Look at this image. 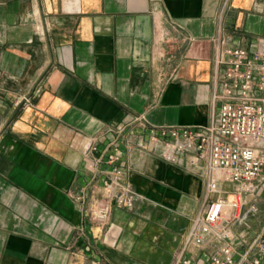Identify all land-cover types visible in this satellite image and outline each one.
<instances>
[{
  "label": "crops",
  "instance_id": "1",
  "mask_svg": "<svg viewBox=\"0 0 264 264\" xmlns=\"http://www.w3.org/2000/svg\"><path fill=\"white\" fill-rule=\"evenodd\" d=\"M217 39L264 48V0H0V264H174L205 208L192 153L142 150L150 131L134 124L121 140L134 207L97 228L75 196L132 117L153 129L211 122ZM255 202L249 230L232 226L247 241L263 229L264 190Z\"/></svg>",
  "mask_w": 264,
  "mask_h": 264
},
{
  "label": "built area",
  "instance_id": "2",
  "mask_svg": "<svg viewBox=\"0 0 264 264\" xmlns=\"http://www.w3.org/2000/svg\"><path fill=\"white\" fill-rule=\"evenodd\" d=\"M214 69L219 89L213 99L220 105L209 124L153 129L143 117H132L112 132L86 167L90 179L75 198L97 228L108 224L115 207H134L136 193L121 140L126 129L139 124L150 131L148 142L139 144L142 150L160 144L162 156L172 162L189 152L193 164L202 162L205 170V208L192 218L174 264H264V226L249 241L246 233L237 235L232 229L239 224L249 230V219L260 212L255 199L264 190V48L232 47L217 39ZM221 182L232 184L235 198H229ZM246 204L247 209L235 215ZM209 244L217 245L215 253L193 257V248Z\"/></svg>",
  "mask_w": 264,
  "mask_h": 264
}]
</instances>
